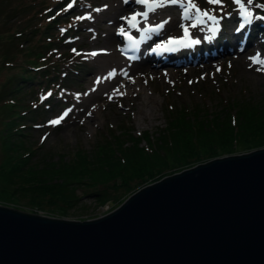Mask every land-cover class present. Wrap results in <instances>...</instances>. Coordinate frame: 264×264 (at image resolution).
Here are the masks:
<instances>
[{"label":"rangeland","instance_id":"rangeland-1","mask_svg":"<svg viewBox=\"0 0 264 264\" xmlns=\"http://www.w3.org/2000/svg\"><path fill=\"white\" fill-rule=\"evenodd\" d=\"M127 2H131L132 6L127 8ZM242 2L253 15L249 26L245 28V25L237 36L231 25L234 18L241 16V9L234 0H222L221 5H210L207 0H193L202 10L214 15L215 21L198 16L188 0H178L176 4L160 3V0L148 4H138L137 0H0V160L4 143L1 138L4 132L9 131L4 123L2 103L13 102L14 96L20 93L26 108H37L40 112L38 120L28 119L22 130L26 133V145L28 148L31 146L33 151L32 158L48 155L52 160H69L76 152L91 155L100 143L113 141L118 133L120 136L123 133L139 135L147 131L152 141L149 144L142 139L140 144L157 148V136L164 132L167 118L173 108L181 106L197 109L203 105L209 115L216 112L229 115L232 125L236 126L237 119L240 120L236 99L243 103L260 101L264 104V66L251 59H264V9L256 7L258 4L255 0L253 5H247L246 0ZM118 5L122 6L118 10L122 21L115 24L117 19L114 12ZM143 8L148 10V15H140L142 22L135 28L139 36L146 25L148 33H154L157 27L160 29L164 25L158 36L149 39L148 44L142 43L147 53L152 54L153 47L169 45V41L182 40L183 43L173 50H165L164 56L169 52L165 60H157L153 56L145 60L129 58L125 49H132L130 46H122L120 50L121 56L126 59L123 66L111 55L110 61L105 60L112 48L123 45L125 25L136 11L141 14L146 12ZM200 19L217 25L220 31L216 35H220L221 31L227 34L226 38L217 37L216 44H207L205 49L208 52L227 43L232 46L236 37L243 42L244 39H253L255 49L251 53L234 55L227 52L228 47L206 59L180 61L179 57L185 51L200 42L201 27L196 30L188 26L194 21L200 25ZM50 22L54 25L47 28ZM50 27L55 40L43 44L49 38L46 29ZM185 28L190 30V36H185ZM248 28L249 32L246 33ZM200 50H193L191 53L194 55L191 57H197ZM30 52L35 53L40 61L51 62V74L57 75L54 81L48 83V78L41 75L39 69L35 71L38 76L36 79L27 80L26 84L20 80L22 86L18 87L19 76L25 69L23 65L29 61L27 55ZM171 60L174 63H169ZM132 65L137 68L132 70L130 76L120 75L122 69L130 70ZM130 84H133L134 89L129 87ZM135 89L143 95L141 98L146 96V101L141 103L137 99L139 95H132ZM86 110L95 113V116L89 120ZM57 119H60L59 124L50 123ZM217 146L219 150L225 147ZM233 147L231 152L224 154H200L198 157H189L184 164L179 162L161 166L154 175L132 177L130 183L128 181L130 188L118 190L126 182L111 179L108 185L105 184L111 191L109 198L104 201L93 192L105 185L90 186L92 179H84L86 181L77 184L81 201L71 206L66 214L54 211L51 207L42 209L33 206L27 201V195H20L1 182L0 204L55 217L91 219L112 211L129 195L166 175L214 157L257 148L241 149L237 140Z\"/></svg>","mask_w":264,"mask_h":264},{"label":"water","instance_id":"water-1","mask_svg":"<svg viewBox=\"0 0 264 264\" xmlns=\"http://www.w3.org/2000/svg\"><path fill=\"white\" fill-rule=\"evenodd\" d=\"M0 264H264V146L166 175L91 219L0 204Z\"/></svg>","mask_w":264,"mask_h":264},{"label":"trees","instance_id":"trees-1","mask_svg":"<svg viewBox=\"0 0 264 264\" xmlns=\"http://www.w3.org/2000/svg\"><path fill=\"white\" fill-rule=\"evenodd\" d=\"M255 1L258 5H264V0ZM53 25L54 23L50 22L47 28ZM50 30L51 27L46 29L49 38L43 41V44H50L55 40ZM31 53L33 52L27 55L29 61L23 65L25 69L19 76L18 87H21L22 83L26 84L27 80L36 79L38 76L35 71L39 69L41 75L48 78V83L54 81L57 76L51 74L50 61H40L35 53ZM44 57L46 59L47 56ZM21 95L22 93L16 94L13 102L2 103L5 112L4 123L9 131L4 132L1 138L4 143L0 160V182L20 195H27V201L34 204L33 206L42 209L51 207L61 214H66L71 206L81 201L77 184L86 181L84 179H92L90 186L108 185L111 179H121L126 184L119 187L120 190L122 187L130 188L128 181L130 183L132 177L154 175L155 170L161 166L179 162L184 164L189 157H198L200 154L215 156L231 152L235 140L240 142L241 149L264 145V104L260 101L243 103L236 99L240 115L236 126L232 125L229 115L220 112L209 115L203 105L197 109L181 106L173 108L167 118L164 132L157 136V148L140 144L142 139L149 144L152 141L147 131L139 135L123 133L120 136L118 133V136L114 135L113 141L100 143L95 148L96 152L91 155L76 152L69 160H52L48 155L32 158L33 151L31 146L28 148L26 145V133L22 130L28 119L38 120L40 112L37 108H26ZM21 108L23 109L20 113ZM21 123L24 125L21 126ZM217 145L225 147L219 150ZM107 185L101 186L93 194L103 201L108 199L111 189Z\"/></svg>","mask_w":264,"mask_h":264},{"label":"bare ground","instance_id":"bare-ground-1","mask_svg":"<svg viewBox=\"0 0 264 264\" xmlns=\"http://www.w3.org/2000/svg\"><path fill=\"white\" fill-rule=\"evenodd\" d=\"M126 5H127V8H128V7L132 6V3L131 2H127ZM121 7L122 6H119L118 5L116 7L115 12H114L115 13V19H117V21H115V24L116 23H119V21L120 22L122 21L120 19V17H121L120 11H118ZM125 7L126 6L123 4V8H125ZM177 9L179 10V7H177ZM180 10H182V7H180ZM136 12H137L136 14L139 13L138 11H136ZM146 12H148V10H146ZM137 16H138V21L136 22V25L135 26H137L140 22H142L141 21V18H140V15H137ZM239 20H241V25H239ZM200 21H201V19H200ZM230 23H231V21H230ZM193 24H196L197 25V23L194 21L191 24L189 23L188 26H191V28H195L196 30H198L201 27V30H199V31L201 32V37H203L204 39L202 40L201 37L199 36L200 37V39H199L200 42L198 43V45L197 46L190 47L189 51H185L184 54H183V56L179 57V60L180 61H190V60H196V59H206L208 57H211L213 54L215 55L217 53H221V52L225 51V49L228 48V47H229V49L227 50V52H229L230 54H234V55L235 54H239L240 52H248V53H251L252 50L255 49L254 46H256V44H255V41L253 39H251L250 41L244 39L245 42H243V40H240L239 41V39L236 37L235 38V41H234V44L232 46H229L230 44L227 43V44H224L225 46L222 45L220 48H215L214 50L208 52V50L205 49L208 46L207 44H211V45L212 44H216L217 43L216 42L217 41V37H222L223 36L222 38H224V37L226 38L227 37V34L225 33V31H221V34L220 35H216L220 31L219 27H217V25H215L212 22L210 23V22L206 21V19L203 20V23L198 22V24H200V25H197L196 27H192ZM245 25H246V27H245ZM231 26L233 27V31L236 32V35L239 36L240 35V32L243 29V27L247 28L249 26V21L248 20H245V18L241 15L240 17L233 19V23H232ZM146 28H148L147 25L144 27L145 30H143L142 33L140 32L141 35L139 36V40H138L137 43H136V40H135L136 38L134 40H131V41L127 42V43L126 42H123V45H121L120 47H118V48H112L109 51V55H108V57H106L105 60L110 61L112 59L110 57V55H111V56L115 57V59L117 60V62H119L120 66H123L124 63H125V61H126V59H124L121 56L122 54H121V51L120 50H121L122 46L123 47L124 46H126V47L127 46H130L131 48L136 47L138 49L137 56H138V58L140 60H145L146 57L152 58V56H153V58H155L157 60H165V58H167L166 56H168L169 52L165 56H162V57L159 58L156 55L147 53L146 46H143V44H142V43H145V44L147 43L148 44V40L149 39L158 36V34L161 33L162 29L164 28V25H161L160 29L157 27L156 30L154 31V33H148L149 30L146 29ZM125 29H127V30L130 31V30H132L134 28H132V27H130V25L126 24L125 25ZM134 32L137 34V31L136 30H134ZM189 32H190V30H188V35L187 36H190L189 35ZM210 34H214V36H212V35L209 36ZM205 36H209L208 39L205 38ZM111 37L114 38L115 36L112 35ZM169 42H170V44H169V51L170 50H173L177 46L179 47L183 43V41H180L179 43H175V42H171V41H169ZM198 49H202V50L199 51L200 52L199 54L196 53V54H198V56L197 57H191L192 55H194L191 52L193 50H198ZM254 54H256V52ZM169 63H174V62H173V60H171V61H169ZM191 64H193V62H191ZM188 65H190V64H188ZM130 68H131L130 70H128V68L122 69L120 71V75L121 76H130L132 70L135 71V69L137 68V66L132 65ZM128 80L129 81H132L129 78H128ZM122 84H123V81L120 82V85H122ZM127 86H129V85H127ZM129 87L132 88V89H134L133 84H130ZM132 95H134V96H136V95L138 96L139 95V97H137V99L140 100L141 103H143L144 101H146V99H145L146 96H144V98H141L143 95H141L140 92L138 90H136V89L133 90ZM152 100H154V98H152ZM89 110L88 111L86 110L85 111V114L87 115V117L90 120V119H92V116H95V113H90ZM37 117H39V115Z\"/></svg>","mask_w":264,"mask_h":264},{"label":"snow or ice","instance_id":"snow-or-ice-1","mask_svg":"<svg viewBox=\"0 0 264 264\" xmlns=\"http://www.w3.org/2000/svg\"><path fill=\"white\" fill-rule=\"evenodd\" d=\"M137 2L141 3V4H148V3H154V2H156V0H137ZM165 2L171 3V4H176L178 2V0H160V3H165ZM207 2L210 5H221L222 0H207ZM234 2L238 5H240L241 15L245 18V20L250 21L253 13L246 7L245 3L242 2V0H234ZM188 4L191 6V8L195 9L198 16L202 15L203 17H206L208 20H212V21L216 20V17L214 15H210L208 10H202L197 4L193 3V0H188ZM246 4L247 5H253L254 0H246ZM255 6L264 9V5H255ZM185 11L187 12V9H185ZM137 15H143V16L147 17L148 13L147 12H144L142 14L138 13ZM200 22L203 23V20H201ZM196 26H197L196 24L192 25V27H196ZM184 32H185V35L187 36L188 35V29L185 28ZM172 42H178V41H172ZM73 51H75V49H73ZM95 54L96 53H92V55H95ZM258 56H259V54H258ZM251 59H253V61L256 63H259L261 66H264V59H258L257 57H253ZM65 115H67V113H65ZM60 119H63V117H61ZM60 119L50 121V123L54 124V125L59 124Z\"/></svg>","mask_w":264,"mask_h":264}]
</instances>
